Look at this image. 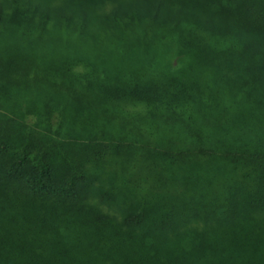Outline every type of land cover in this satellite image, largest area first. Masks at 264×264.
<instances>
[{
	"label": "trees",
	"instance_id": "1",
	"mask_svg": "<svg viewBox=\"0 0 264 264\" xmlns=\"http://www.w3.org/2000/svg\"><path fill=\"white\" fill-rule=\"evenodd\" d=\"M51 27L87 42L139 32L155 51L172 35L180 66L103 77L102 125L78 131L65 105L10 104L21 79H39L14 74L6 49ZM203 56L222 61L216 78L182 69ZM76 62L68 98L92 80L70 75ZM216 94L238 120L216 118ZM0 96L36 117L0 115V264H264V0H0Z\"/></svg>",
	"mask_w": 264,
	"mask_h": 264
},
{
	"label": "rangeland",
	"instance_id": "2",
	"mask_svg": "<svg viewBox=\"0 0 264 264\" xmlns=\"http://www.w3.org/2000/svg\"><path fill=\"white\" fill-rule=\"evenodd\" d=\"M100 14L101 9L99 12L101 20L98 27H105L104 30L108 27L104 31V35L107 37L109 36L108 30L112 27V24L110 21L104 19L105 16L101 17ZM71 33L72 32L69 30L67 31V29L65 31L63 27H51L48 29V33L36 37L33 43L27 44L28 40L24 37L26 40L24 45L22 43L17 46L14 44L12 47L9 45L6 49L7 56L10 55L15 62L20 63L12 67V72L14 74L21 73L24 66L25 68L29 66L28 71L31 75L30 77L35 78L34 76L37 75L39 79L37 82H34V79L33 81L30 80L29 84L21 79L20 82L21 85H23L21 89L18 90L16 87L11 89L10 93L12 92L14 97V99H12L15 101L14 103L10 101V104L13 106L18 103L17 101L21 102L20 105L15 107L17 111L23 113L24 110H30L29 108L31 107L29 106L38 105L34 108L38 110L40 107L39 111L43 113V108L46 103H51L55 105L56 108L65 105L64 110L67 113L66 115L75 122V127L78 131L82 129V125H84L83 130L85 128L88 129L89 125L93 128L96 125H102L101 119L97 117L96 113L99 111L100 107L107 104L105 98L101 94L102 91L100 88V82L103 80V77L110 79V77L122 78L123 76V78H126L128 76H137L147 71H150L149 73L153 71L154 74V71L173 74L177 67L180 66L179 64L176 65L171 58L177 49L180 48L177 39L172 35L161 38L160 42L164 45H162V47L159 45L158 50L155 51L154 48L157 38H143L139 32H133L129 36L124 35L120 38L110 40L109 43H115L116 45L109 44V39L107 41H105V39H96V41L92 42L80 41ZM112 36H115L114 32ZM17 38L19 37L16 36V39ZM2 41L7 43L9 40L2 38ZM17 41H20V39H17ZM162 41H164V43ZM74 60H77V62L74 63L75 67L72 66L73 71L70 75L72 74L73 78H78L81 74L82 76L90 74L92 80L90 85H88L89 87L85 86V83L88 81H83L84 79H80L82 84L78 86V88L73 84L72 88L75 89L70 90L73 93L72 97L68 98L67 93L69 87L64 86L62 81L66 65L74 62ZM184 60L181 66L184 67L182 69H185L187 74L197 68L204 67L211 72L210 77L212 78H216L217 75L215 72H219V69H215L214 71L213 66L217 65L220 67L222 64V61L214 60L210 56H203L199 58L196 63H190L187 58ZM199 78V82H204L205 78H202V80L201 76H199ZM206 85L209 86L208 83ZM229 88L221 91L222 97L229 96V92L236 94L237 87L234 83H230ZM41 92L44 93L43 103L41 102L40 104L37 98L34 99V101L30 99V97L34 98L33 94L41 95ZM3 96H0V115L3 114L6 115L3 117L21 119L29 124L34 122L36 117L32 113L28 115L25 114V117L21 118L18 116L19 113L16 112V109L9 112L7 110L8 105H6L5 102L6 97L3 98ZM220 99L219 94H216L212 102L214 105L220 104ZM209 104H211V102ZM229 106L232 107V110ZM4 108L8 112L3 110ZM235 111L233 103L228 104L226 101H223L217 106V109H215V115L216 118H219L220 113L225 112L221 119H225L228 123H232L233 118L238 120ZM59 118V110L56 109L52 114V125L54 127H56ZM148 121L153 125L156 131L158 127L162 128L161 134H165L168 130V125H166V128L161 126L156 117L149 118ZM171 126H173L172 123ZM203 177L207 178L206 175ZM59 219H61V216Z\"/></svg>",
	"mask_w": 264,
	"mask_h": 264
}]
</instances>
